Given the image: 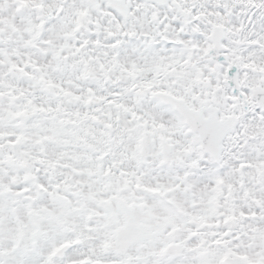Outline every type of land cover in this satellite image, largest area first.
<instances>
[{"label": "snow or ice", "instance_id": "snow-or-ice-1", "mask_svg": "<svg viewBox=\"0 0 264 264\" xmlns=\"http://www.w3.org/2000/svg\"><path fill=\"white\" fill-rule=\"evenodd\" d=\"M0 264H264V0H0Z\"/></svg>", "mask_w": 264, "mask_h": 264}]
</instances>
